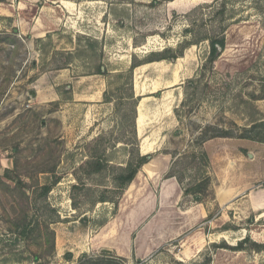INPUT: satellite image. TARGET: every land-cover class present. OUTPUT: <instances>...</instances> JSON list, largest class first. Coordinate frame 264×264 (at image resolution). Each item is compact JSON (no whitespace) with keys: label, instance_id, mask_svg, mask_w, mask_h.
<instances>
[{"label":"rangeland","instance_id":"1","mask_svg":"<svg viewBox=\"0 0 264 264\" xmlns=\"http://www.w3.org/2000/svg\"><path fill=\"white\" fill-rule=\"evenodd\" d=\"M207 37L225 41L214 63ZM166 51L182 54L137 67L132 89V63ZM259 122L264 0H0V264H264V143H195ZM194 150L209 157L201 204L166 178ZM136 151L154 172L119 193Z\"/></svg>","mask_w":264,"mask_h":264},{"label":"trees","instance_id":"2","mask_svg":"<svg viewBox=\"0 0 264 264\" xmlns=\"http://www.w3.org/2000/svg\"><path fill=\"white\" fill-rule=\"evenodd\" d=\"M204 40L209 41V56L208 61L210 63H214L216 59L218 58L219 52L224 49L225 47V41L224 38H217V37H207ZM170 51H166L165 53L161 54L159 53L157 55L156 59H149L147 62L141 63V62H135L132 63L130 69L127 71L126 76L129 80V86L133 89V72L134 70L141 66L142 64L151 63L154 61H163V60H170V59H177L181 56L182 53H179L178 55L174 54L170 57L166 55V53H169ZM100 68L97 69V74H101ZM123 76V75H121ZM133 98V97H132ZM139 99H133V121L131 123L132 127V135L137 137V131H136V116H137V105ZM104 102H110L109 98L106 97V94L104 95ZM263 128L264 123L259 122L252 124L250 126L249 130H244L242 134L235 136L229 131H225L224 129H220L217 127H212L209 125H206L204 127H200L197 140L195 141L196 147L200 148L205 142L215 139V138H241V139H247L252 141H257L264 143V138L260 137L261 134H263ZM129 160L126 164V166L121 169V172L118 173L114 180L116 182V185L118 187V192L122 193L123 190L130 185L137 174L141 171L142 167L149 163L152 159L151 155H142L140 152H131L129 154ZM174 158H176V155H173ZM190 159L189 162H187L185 165L183 164V168L181 170L183 171H171L168 175H166V178H174L179 186L182 189V195L183 197H191L192 201L198 204L202 203V196H204L210 186H211V178L208 175V168H209V157L208 154L205 151L202 150H194L192 151L188 156H185L184 159ZM106 165V160L102 157L95 158L89 162L86 163V166L89 168L87 171V174H93V173H100ZM188 168H193L196 175L194 179L190 182H188L186 185H184V177H185V170ZM192 169V170H193ZM51 187L48 185L43 186L42 188V195L45 196L49 193ZM99 202H106L105 198H101ZM27 216V214H26ZM24 221L22 223H16L18 224L17 228L20 229V233H18L19 236L24 237L27 235L29 230V224L26 222V217H24ZM210 218V217H209ZM26 222V223H25ZM238 250H243L242 244H239L236 247Z\"/></svg>","mask_w":264,"mask_h":264},{"label":"bare ground","instance_id":"3","mask_svg":"<svg viewBox=\"0 0 264 264\" xmlns=\"http://www.w3.org/2000/svg\"><path fill=\"white\" fill-rule=\"evenodd\" d=\"M144 111L141 107L137 108V126H143Z\"/></svg>","mask_w":264,"mask_h":264},{"label":"crops","instance_id":"4","mask_svg":"<svg viewBox=\"0 0 264 264\" xmlns=\"http://www.w3.org/2000/svg\"><path fill=\"white\" fill-rule=\"evenodd\" d=\"M7 18H8V17H7ZM9 18H10V17H9ZM136 121H137V116H136ZM136 121H135V122H136ZM136 130H137V129H136ZM150 163H152V161H150L149 164H148V163L145 164V165H147V166H150L149 169H148L147 171H145V165H144V166L142 167V169H141V170H142L143 172H145L146 174H152V173L154 172L153 170H154L155 165L151 166ZM147 172H148V173H147Z\"/></svg>","mask_w":264,"mask_h":264}]
</instances>
